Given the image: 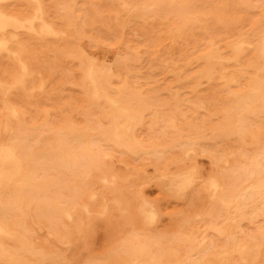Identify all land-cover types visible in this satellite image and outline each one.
I'll return each mask as SVG.
<instances>
[{"label": "bare ground", "instance_id": "1", "mask_svg": "<svg viewBox=\"0 0 264 264\" xmlns=\"http://www.w3.org/2000/svg\"><path fill=\"white\" fill-rule=\"evenodd\" d=\"M81 1L0 0V264H264V2L92 0L165 27L156 94Z\"/></svg>", "mask_w": 264, "mask_h": 264}, {"label": "rangeland", "instance_id": "2", "mask_svg": "<svg viewBox=\"0 0 264 264\" xmlns=\"http://www.w3.org/2000/svg\"><path fill=\"white\" fill-rule=\"evenodd\" d=\"M264 0H250V4L253 8L243 12L240 10L243 17L240 21L242 26H246L249 20L252 18L253 13L256 12L257 7L261 5ZM98 4H95L92 0H82L77 5L76 14L79 15L80 21L84 23L92 20V11L99 9ZM84 15V17H83ZM99 24L94 21L89 25L84 23V27L90 37L93 47L90 45L89 38L85 40V48L89 52H93L96 57L106 63H113L115 59L125 54L126 51L136 52L139 56L138 71L143 77H150L153 79V88L159 94L165 86L166 80L162 69L159 66V59L163 60L162 52L169 48V38L166 35V29L164 26L155 23L145 24H128L123 31L114 30L112 28L103 30L99 28ZM158 59V60H157ZM137 64V63H136ZM53 103V102H52ZM201 117H199V120ZM197 166L207 173L210 168L209 160L205 156H199L196 159ZM144 196L148 199L157 198V190L153 186H148L143 190ZM168 223L167 217L162 219V225ZM253 226L243 225L242 229L245 233L252 234ZM98 247V244H95ZM86 254H83L85 256Z\"/></svg>", "mask_w": 264, "mask_h": 264}]
</instances>
